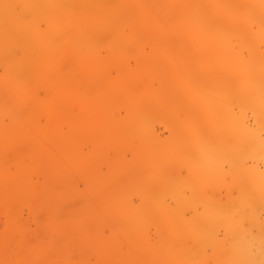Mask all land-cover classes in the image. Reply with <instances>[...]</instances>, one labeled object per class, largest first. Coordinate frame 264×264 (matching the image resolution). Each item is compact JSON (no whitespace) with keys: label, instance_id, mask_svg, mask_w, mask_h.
I'll use <instances>...</instances> for the list:
<instances>
[{"label":"bare ground","instance_id":"bare-ground-1","mask_svg":"<svg viewBox=\"0 0 264 264\" xmlns=\"http://www.w3.org/2000/svg\"><path fill=\"white\" fill-rule=\"evenodd\" d=\"M53 13L70 16L55 18ZM39 17L46 21L42 31L36 29ZM254 23L256 27L252 29ZM235 36L240 37L237 41L241 42L237 50L233 41L231 43ZM21 42L25 44L24 50L30 51L37 48L47 53L51 48H58L66 57L64 60H71L73 67L79 69L81 78L78 81L83 90L75 98L76 85H71V92L49 97L50 102L54 99L50 106H39L41 109L38 111V105H31L25 112L26 106L20 108L21 104L34 100L33 97L18 91L17 96L11 94L12 98L6 92L9 87L6 90L3 88L4 97H10L7 107L14 115L24 113L19 117H28V109L35 110L37 107L36 115L47 117L51 123L47 121V127L51 125L54 130L58 115L59 118L69 117L73 122V132H80L81 135L83 131L92 133L100 128L98 126L95 130L98 112H101L108 124L103 131L109 135L108 143L113 144L120 143L125 137H140L145 132L144 126L136 120L159 106L170 108L175 116L185 113L183 120L175 119L177 124L182 125L176 127L171 139L156 138L147 143L142 136V145L151 149L163 147L166 151L175 146L182 155V163L185 160L190 163L191 158L190 164L196 165L202 159L203 166H198L199 170L214 173L196 180L195 186L191 187L196 199L191 203L184 200V204L194 211L199 206L197 203L206 199L203 201L207 203L203 219L197 223L206 226L207 235L212 232L216 235L215 221L219 213L226 237L230 239H225L219 253H224L229 264L238 261L239 257L245 261L253 258L264 262V215L261 216L264 213V170L254 163L248 164L246 153L254 146L253 155L264 159V0H0V52L5 56ZM104 43L109 48L107 55L98 56L97 49L100 45L105 46ZM146 45L150 47L149 51H145ZM131 56L136 59V65L127 68L126 63ZM35 60L26 59L31 61L26 62L22 59L27 63L26 69L21 68L19 60L6 63V74L12 78L15 72L19 74L21 71L27 72L25 78L30 73L34 75L45 67L43 59ZM66 67L69 68V65ZM110 68L117 69L120 75L112 81L108 78ZM150 77L159 80L158 86H150ZM31 78L25 80L26 84ZM238 85L239 88H235ZM72 93L74 96L71 99ZM118 97L125 98L123 106L127 115H122L124 120L113 114L111 104ZM236 104L239 114L233 112ZM74 107L79 109L75 113ZM247 107L253 112L254 125L249 124V116L244 115ZM90 113L93 114L91 118ZM236 117L239 118L236 120ZM232 134L238 136L234 137L242 147L237 145L242 151V166L253 167L255 175L253 181L244 180L246 184L241 183L237 199L230 198L228 192L224 196L226 198L219 202L211 192L215 174L227 180V191L233 178L230 176L228 182L230 173L220 170L221 161H214L219 151H223L224 158L228 157V153L231 155ZM44 156L48 158L46 153L41 157ZM230 157L232 161L233 157ZM137 158L139 161L131 164L134 169L144 164L143 155L139 152ZM234 161L232 163H238L237 159ZM45 162L50 163L49 160ZM57 162L60 163V160ZM245 169L247 172L250 170ZM241 170V174L243 171L246 173ZM134 181L140 184L137 175ZM139 186L144 189L141 184ZM146 201L142 203L145 205L142 209L128 206L127 212L131 209L134 214L132 218H137L141 210L157 204V201ZM216 204L220 205L218 210L214 207ZM245 261L242 264H248Z\"/></svg>","mask_w":264,"mask_h":264},{"label":"rangeland","instance_id":"rangeland-1","mask_svg":"<svg viewBox=\"0 0 264 264\" xmlns=\"http://www.w3.org/2000/svg\"><path fill=\"white\" fill-rule=\"evenodd\" d=\"M56 14L53 13L52 16H70L67 13ZM41 19L39 17L38 22L36 21V29L39 31L44 30L46 25V21ZM252 27L255 29V23ZM235 38H232L231 43L233 41L232 44L237 50L241 42L237 41L240 37ZM20 44L5 56L0 52V264H229L225 255L223 256L224 253H219L225 239L230 240L221 225L219 213L217 212L215 221L216 235L213 232L207 235L206 226L197 223L203 219L207 204L203 201L206 199L201 200L203 203L199 201V206L194 211L183 202L186 200L191 203L196 199L192 195L191 187L195 186L199 177L213 174L214 171H200L198 166H203L202 159L196 165L190 164L191 158L190 163L188 160L182 163V155L175 146L166 151L163 147L151 149L142 145V140L148 143L156 138L171 139L176 127L182 125L177 124L175 119L183 120L185 113L175 116L170 108L159 106L136 120L144 126L145 132L140 137H125L128 140L122 138L120 143L113 144L108 143L109 135L103 131L108 124L101 112H98L95 130L100 128L92 133L83 131L80 135V132H73L72 119L64 116L59 118V115L55 121L56 127L52 125V130L51 125H48L49 130L47 117L36 115L37 107L35 110H29V107L50 106L54 101L51 99L50 102V98L71 92L74 85L76 95L72 93L70 98L79 97L83 90V86L79 85V69L73 67L71 60L65 61L66 57L58 48H51L47 53L46 50L37 48L31 51L25 48V51V44ZM99 47L97 55H107V44ZM149 48L146 45L145 51H149ZM243 54L246 55L247 52ZM22 59H43L42 64L45 67L34 75L30 73L26 78V71L19 74L15 72L13 78L8 76L5 64L19 60L21 68L26 69L27 63ZM52 59L55 61L52 62ZM127 62V68L130 65L134 68L136 65V59L132 56L128 57ZM112 69H109L111 73L108 72L110 81L119 75L117 69ZM71 77L75 79V83ZM29 78L31 84H26L25 80ZM155 78H149L150 86H158L159 80ZM8 87V96H17L21 92L29 93L33 97L34 100H28L29 103H22L20 107L26 106L25 112L29 108L28 117L20 118L21 113L14 115L8 109L7 102L9 103L10 97H4V90ZM236 87L239 88V85ZM124 102V97H118L111 104L113 114L123 120L127 113ZM248 108H245L244 113H247L244 115L249 116V124L254 125V116H251L253 112ZM78 110V107L73 109L74 113ZM233 112L239 114L237 104L234 105ZM92 115L90 113V118ZM231 122L233 124V120ZM48 124L51 123L48 121ZM142 136L145 138L140 140ZM234 136L237 135L231 136V149L238 150H232L231 155L228 153L226 158L223 157V151H219V156L214 161H221L220 170L230 173L228 182L230 176L233 178L227 191V180L215 174L211 192L217 201H223L228 192L230 198L237 199L241 183L246 184V180L253 181L255 175L253 167L250 169L242 166V147L236 139L238 136ZM234 144L241 148H233ZM252 147L246 152L248 164L254 163L264 170V159L253 155L255 147ZM137 152L143 155L144 164L141 168L134 169L132 165L139 161ZM45 153L47 157L50 154V158H46V155L41 157ZM230 156L233 159L235 157L237 162L241 158L240 162L232 163L234 160L231 161ZM48 160L50 163L45 162ZM59 160L60 163L57 162ZM245 168L250 170L247 172ZM240 170H245L246 173L243 171L241 174ZM135 175L144 189L134 181ZM146 200H151L150 203L157 201V204L139 210L137 218H132L134 214L131 209H142ZM128 206L131 208L129 212ZM217 206L220 205H214L218 210L220 207ZM200 237L202 242L199 241ZM244 261L239 257L238 261L234 260L230 264H242ZM245 262L264 264L253 258Z\"/></svg>","mask_w":264,"mask_h":264}]
</instances>
